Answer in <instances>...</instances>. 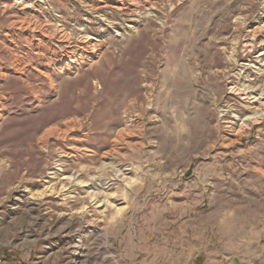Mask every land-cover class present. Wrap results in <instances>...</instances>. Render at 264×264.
<instances>
[{"label": "rangeland", "instance_id": "374dc122", "mask_svg": "<svg viewBox=\"0 0 264 264\" xmlns=\"http://www.w3.org/2000/svg\"><path fill=\"white\" fill-rule=\"evenodd\" d=\"M0 264H264V0H0Z\"/></svg>", "mask_w": 264, "mask_h": 264}, {"label": "bare ground", "instance_id": "6f19581e", "mask_svg": "<svg viewBox=\"0 0 264 264\" xmlns=\"http://www.w3.org/2000/svg\"><path fill=\"white\" fill-rule=\"evenodd\" d=\"M253 40H254V34L251 36V38H249V42L247 43V45L252 46V45H253ZM250 90H251V89H250ZM235 91H236V90H235ZM240 92H241V91H240ZM244 94H246V96H249V95H248L249 93H247V92L244 93ZM248 98H249V97H248ZM261 104H262V103H261ZM261 104H260V105H261ZM258 116H260V115H258ZM255 117H256V116H255ZM49 129H50V128H49ZM50 131H51V129H50V130L47 129V130L44 131V132H45L44 134H48V133H50ZM65 133H66V132H65Z\"/></svg>", "mask_w": 264, "mask_h": 264}]
</instances>
